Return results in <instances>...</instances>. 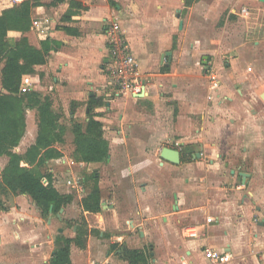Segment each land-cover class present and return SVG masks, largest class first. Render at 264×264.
<instances>
[{
    "label": "crops",
    "instance_id": "0c3cea01",
    "mask_svg": "<svg viewBox=\"0 0 264 264\" xmlns=\"http://www.w3.org/2000/svg\"><path fill=\"white\" fill-rule=\"evenodd\" d=\"M182 2L190 7L195 0ZM176 4L41 0L32 8L31 28L9 32L11 44L22 34L38 47L46 38L58 42L47 62L23 75L22 87L53 99L65 127L57 142L63 156L48 160L43 172L73 200L46 218L29 194L9 192L11 201L0 210V264H51L57 246L77 237L79 226L87 230L86 241H72V264H133L126 248L143 251L146 261L134 264H208L206 245L231 253L225 264H264V92L244 91L233 79L238 95L220 93L225 85L206 60L200 68L186 62L181 68L174 44L178 37L186 40L189 30L176 31L186 27ZM12 5L0 0V14ZM113 20L139 62V78L147 84L143 95L115 94L107 36ZM199 47L190 51L204 57ZM3 66L0 59V91H6ZM38 118L37 107L27 109L19 153L36 142ZM91 118L104 124L107 161L116 174L113 191L103 196L101 189L98 211L83 208L90 193L85 183L73 188L62 176L72 172L64 164L76 146L73 124L85 130ZM160 144L178 149L181 161L162 158V148L157 154L154 146ZM8 160L0 156V181ZM98 163L79 161L83 168ZM80 213L84 225L74 223ZM208 216L213 222L207 223ZM64 219L73 224L63 226ZM187 224H203L201 236H184Z\"/></svg>",
    "mask_w": 264,
    "mask_h": 264
},
{
    "label": "trees",
    "instance_id": "16d2710c",
    "mask_svg": "<svg viewBox=\"0 0 264 264\" xmlns=\"http://www.w3.org/2000/svg\"><path fill=\"white\" fill-rule=\"evenodd\" d=\"M193 0H185L189 5ZM112 2V0H111ZM41 0H23L5 8L0 14V59L2 68V86L0 91V156L7 155L8 163L2 171L0 181V210L7 209L2 194H29L39 207L41 214L48 217L73 200V194L60 192L53 184L52 175L43 172L48 160L63 156L57 142L63 141L65 127L60 123L59 114L53 109V99L37 90H22L23 75L35 71L37 64L47 62L51 51L58 42L46 38L41 46L30 43L24 34L18 36L14 44L8 39L10 31L26 32L32 25V8ZM80 5L79 2H75ZM66 29H69L67 27ZM24 91V92H23ZM37 107L39 129L36 142L22 154L16 151L27 127V109ZM75 134L74 158L78 161L101 162L109 155V141L104 137V124L91 118L84 130L80 122L73 124ZM47 176L48 183L43 182ZM94 184L88 196L82 199L86 211H98L102 208L101 187L98 184V173L92 174ZM85 220V219H83ZM86 224V220L84 222ZM86 228L79 226L74 239L65 238L64 244L57 246L51 264H72L70 246L72 241L85 244ZM131 262L146 261L143 251L125 249Z\"/></svg>",
    "mask_w": 264,
    "mask_h": 264
},
{
    "label": "rangeland",
    "instance_id": "374dc122",
    "mask_svg": "<svg viewBox=\"0 0 264 264\" xmlns=\"http://www.w3.org/2000/svg\"><path fill=\"white\" fill-rule=\"evenodd\" d=\"M182 1L176 0V5L183 8L181 18L186 17V27L178 29L177 26L176 31L185 34L189 30V33H186V40L178 37L175 41L176 63L181 68L185 62L200 68L206 60L205 63L225 85L220 92L223 94L238 95V92L234 93L230 86L233 79L244 91L257 89L259 92H264V0H195L190 7H186ZM4 3L15 4L11 0H4ZM176 25L178 21L175 27ZM195 35L199 37L195 38ZM197 44L204 57L192 55L191 52L196 49ZM211 94V92L207 93L208 96ZM161 148L162 144L154 146L157 154ZM65 149L67 153H71V147L67 146ZM69 162L64 165L71 168L72 172L62 173L64 178L82 176L90 192L94 184L92 174L98 171V184L101 186L103 196L113 191L112 182L116 174L109 167L107 160L83 168L72 154ZM43 170L46 171L45 168ZM2 196L9 205L11 193L4 192ZM82 216L83 214L80 213V216L74 219V223L81 222L84 225L85 220H82ZM61 224L66 226L73 222L64 219ZM183 225L181 223V229Z\"/></svg>",
    "mask_w": 264,
    "mask_h": 264
},
{
    "label": "built area",
    "instance_id": "2783aa9c",
    "mask_svg": "<svg viewBox=\"0 0 264 264\" xmlns=\"http://www.w3.org/2000/svg\"><path fill=\"white\" fill-rule=\"evenodd\" d=\"M13 3H20L23 0H11ZM108 46L111 53V61L109 62V75L115 86V94L121 95L130 93L134 95H143L146 91L147 84L145 80L139 78V62L137 58L130 52L127 39L121 31L120 24L117 20L111 21L107 27ZM215 77V75H213ZM217 83V82H216ZM22 87V90H27ZM43 182L47 184L49 181L46 177ZM83 177L74 176L66 179V184L73 188L83 187ZM213 216H208L207 223L213 222ZM203 224H187L183 228L184 236L188 238H197L202 234ZM204 252L208 257V264H225L231 258V253L221 250L217 247L206 245Z\"/></svg>",
    "mask_w": 264,
    "mask_h": 264
},
{
    "label": "water",
    "instance_id": "95a60500",
    "mask_svg": "<svg viewBox=\"0 0 264 264\" xmlns=\"http://www.w3.org/2000/svg\"><path fill=\"white\" fill-rule=\"evenodd\" d=\"M181 26H182V22H181ZM161 157L174 163H179L181 161L180 151L178 149L171 148L168 146L162 148ZM61 211H63V208H61Z\"/></svg>",
    "mask_w": 264,
    "mask_h": 264
}]
</instances>
